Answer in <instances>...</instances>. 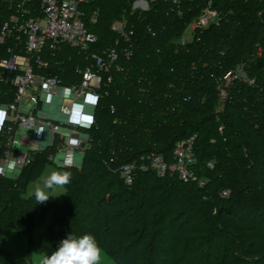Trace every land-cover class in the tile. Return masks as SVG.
<instances>
[{"label":"trees","instance_id":"16d2710c","mask_svg":"<svg viewBox=\"0 0 264 264\" xmlns=\"http://www.w3.org/2000/svg\"><path fill=\"white\" fill-rule=\"evenodd\" d=\"M32 1L24 5L31 12L27 19L41 15V1L37 9ZM180 1V9L171 0H158L151 4L149 11L140 13L132 10L135 0H123L120 21H126L137 36L134 37L131 61L122 60V65L130 71L125 70L115 78L114 93L104 97L96 108L94 125L88 132L95 145L85 155L80 168L66 170L71 172V182L65 186L63 203L53 197L45 203H36L34 196L26 198L23 193L31 178H23L24 174L17 180L0 179V235L11 231L31 235L36 228V207L41 205L45 213L54 214L50 228L37 246L43 256L51 255L69 234L74 237L91 234L115 264H127L118 255L129 242L123 237L108 240L105 229H101L107 227L112 214L119 218L126 211L139 208L135 201L128 207L112 211L119 199L137 200L142 188L139 189L137 179L132 187H127L118 175L117 181L123 183L114 192L105 188L97 190L95 184L111 174L108 168L114 170L122 164L139 161L143 155L160 154L168 163H173L171 151L178 143L196 136L197 162L193 172L197 181H206L204 187L199 183L185 184L176 175L162 179L149 174L155 189H163L165 183L171 188L181 186L189 197V206L183 207L184 211H178L176 217L165 223L159 219L152 234L145 236L150 239L147 249L155 250L158 234L165 230L171 234L161 249L162 254H155L148 264L264 263V257L258 261L246 260L264 249V54L259 53L264 48V0ZM21 3L23 0H0V30L12 17L22 16L17 8ZM115 3L113 0H85L81 4L86 27L96 33L98 43L88 52H80L68 45H62L60 50L52 53L46 52L44 58L57 66L51 67L50 74L63 75L65 85L76 84L80 80L77 69H85L89 65L87 59L114 47L118 40L114 38L118 35L112 26L120 10ZM206 9L217 10L219 25L194 32L192 40L180 46L178 40L183 29ZM104 16L108 18L106 22L101 21ZM93 17L97 19L95 23L91 21ZM98 30L101 33L96 32ZM170 32L175 37H169ZM9 44L13 43L0 44V60L8 55V48L12 46ZM124 47L122 43L120 49ZM193 54H197L196 57ZM203 63H208V67ZM236 65H244L248 79L255 84L236 80L229 89L230 98L225 108L236 106L235 118L250 126L252 133L235 125L231 120L235 115L231 112H227V118L223 117L218 124L224 115L215 112L217 89L213 84L215 80L223 84L224 75ZM234 92L240 95L238 99L242 104L233 102ZM185 97L190 98L186 101L189 105L183 103ZM12 99L13 90L7 87L0 95V104H7ZM5 145L6 137H1L0 155L6 150ZM207 160H216L213 170L205 167ZM46 161L39 158L36 162ZM224 192L228 195L222 198ZM224 204H229L226 209L229 214L246 219L240 220L239 225H232L221 218ZM18 205L23 207L20 209ZM160 205L154 204L152 211ZM90 206L92 208L87 209ZM211 206L217 207L218 211L209 210ZM203 208H208V213L198 214L199 210L204 211ZM172 213L170 210V215ZM177 217L178 220L186 218L183 223H191L190 231L183 237L172 234ZM151 220L141 219L144 233L149 232L147 227ZM247 224L263 228V232H251L252 227ZM95 227L99 230H93ZM232 245L237 247L235 255H232ZM0 264L32 263L12 255L0 245Z\"/></svg>","mask_w":264,"mask_h":264},{"label":"built area","instance_id":"2783aa9c","mask_svg":"<svg viewBox=\"0 0 264 264\" xmlns=\"http://www.w3.org/2000/svg\"><path fill=\"white\" fill-rule=\"evenodd\" d=\"M84 1L41 0V15L27 19L31 12L24 5L33 1L23 0L17 6L22 16L12 17L0 30V44L13 41L8 55L0 60V95L7 87L13 90L12 101L0 104L3 115L0 138L6 137V150L0 155V166L16 159L17 172L21 173L36 159L44 158L62 169L74 168L76 164L71 161L72 157H83L93 148V139L88 132L94 125V112L100 101L109 96L107 88L113 84L115 87V78L125 71L121 61H131L135 30L126 21L114 23L112 30L125 47L120 49L121 43L117 41L113 48L93 55L92 59H87L89 65L85 69H77L80 75L78 83L63 84L58 76L50 74V61L44 58V54L58 51L62 45L88 52L92 45L98 43V37L87 29L84 22L81 10ZM156 1L135 0L132 10L147 12ZM171 1L180 9V0ZM182 14L181 21L184 20ZM96 20V17L91 19L94 23ZM219 22V14L206 9L190 29L193 33L205 31L213 24L219 25ZM239 71L225 77L229 84L226 86L223 82L222 85L227 94L236 80L252 85L253 81L246 74L239 75ZM93 99L96 105L88 113L91 115L88 119L83 112ZM78 104L84 107L79 114L84 117L79 120L76 118ZM25 105L32 106L33 110L24 112ZM174 152L173 163H168L163 155L150 154L114 170L127 187H132L138 174L144 171H151L160 178L172 171L180 181L187 183L196 177L193 172L196 157L191 140L178 143ZM13 176L14 173L0 175V179H14ZM200 182L199 185L204 187L206 181Z\"/></svg>","mask_w":264,"mask_h":264},{"label":"rangeland","instance_id":"374dc122","mask_svg":"<svg viewBox=\"0 0 264 264\" xmlns=\"http://www.w3.org/2000/svg\"><path fill=\"white\" fill-rule=\"evenodd\" d=\"M8 1H11V0H8ZM40 1L41 0H34L33 7L35 9H37V7L40 5L39 4ZM115 2H117V7H119L120 10H119V12L117 14L118 17L116 16L117 18L113 20V22L116 20L114 23L121 22L120 21L121 20L120 12L122 10L123 0H113V4H116ZM120 2H121V4H120ZM111 5H112V3H111ZM214 12L217 13V10L214 11ZM102 17H101V21L106 22V20L108 18L105 17V16H104V18H102ZM158 17H161V16H158ZM117 19H119V20H117ZM170 20H173V18H171ZM190 28H191V25H188L185 30L183 29L182 36H181L180 40H178V44L180 46L185 45L184 42H187L188 39H192L193 38L194 33L191 31ZM96 32L101 33V30L100 31L98 30ZM94 35H96V33ZM135 36H137L136 35V31H135ZM168 36L169 37H172V36L175 37L174 35H172V32H170ZM114 39L117 40L118 36L116 38H114ZM119 41H120L121 44L123 43V41H121V40H119ZM12 42L13 41H11V40L9 41V43H12ZM10 45H12V44H9V46ZM159 52H161V50L157 51L158 54H159ZM259 53H260V55L263 56L264 48H262V50H260ZM196 55L197 54H193V57H196ZM192 61H193V58H192L191 62ZM218 63H220V62H218ZM121 64H122V61H121L120 65ZM203 64L206 65V67H208V63H203ZM50 65H51V67H53L54 65L56 66V64H54L51 61H50ZM236 66H237L236 68H234V69L232 68L233 70L228 71L224 75V81L223 82H224V84L226 86L229 84V82H227L226 79L229 78L231 73H233V72L236 73V70H238V71L240 70L239 72H241V73H238L239 75L240 74H243V75L246 74L244 65H239V66L236 65ZM224 67H225V65H224ZM233 67H235V66H233ZM58 68H60V66H58ZM124 68H125V70L130 71L129 69H126V67H123V69ZM220 70H222V69H220ZM219 72H222V71H219ZM62 76L61 75L58 76L60 78L61 82H63V79H62L63 77ZM118 76L119 75H117V77ZM216 77H218V76H216ZM225 77H227V78H225ZM230 79L232 80V78H230ZM221 83L219 84V82L215 80V83L213 84V85H215V87L217 89V93H216L217 100L215 101V112L219 113V114L222 113V115H224L221 118H219L218 124L223 120L222 119L223 117L224 118L226 117V113L227 112H231L232 114L235 115L233 118H231V120H234L235 125L236 124L240 125L243 128H245V129H247V130H249L251 132L252 128H250V126L246 125L244 122H242V120H238V119L235 118L236 117V106L234 107V109H231V108H233L232 106L228 107L227 109L225 108V104L228 101V99L230 98V96H229L230 94L226 93L225 86L222 85ZM251 84L254 85L255 82L253 81V83H251ZM233 85H234V83H233ZM114 89H115V87H114V84H113L112 86L107 88L106 94L111 95L112 93H114ZM233 95L236 96V98H232V99H234L233 102H235L237 104L238 103L242 104V101L240 102V99H238V98H240V95H236V92H234ZM254 96L256 97V95H254ZM170 98L172 99V97H170ZM241 98H242V96H241ZM187 99H190V98H186L185 97V99L183 100V103H187L189 101ZM172 100H170V102ZM93 101H94V99L90 102V104H88V106L86 105L85 112H83L84 113L83 115H86V117L88 119H90L89 118L90 114H88V113L91 112V109L94 110V107H95L94 105H96V101H94V102ZM185 105H189V104L187 103ZM81 109H84V107H82V105L78 104L76 106V113L78 114V115H76L77 120H79L82 117H84L82 115H79V114H81ZM31 110H33L32 106L29 107V106L25 105L24 108H23V111L27 112V113L30 112ZM177 114H178V112H177ZM94 116H95V112H94ZM204 126H207V127L209 126V128L211 127L210 124H205ZM220 129H223V127L221 126ZM85 133H86V131H85ZM209 136H211L210 133H209ZM195 137L196 136H194V137L189 139V140H191L193 147H195L194 146ZM92 139H93L92 140L93 142H91V143H93V145H95L96 142L94 141V138H92ZM174 151H171V155H173V156L175 155ZM84 157L85 156H83V157L82 156L72 157L71 161L76 164V167H74V168H80V166H82ZM37 160L38 159H36V161ZM46 162H43V163L34 162L32 165L27 167L25 169V171H23L21 173L20 172H15L14 173L13 177L16 180L18 178H20L21 174L22 175L24 174L22 177L25 178V179H26V176L29 177V179L31 178L30 179V184L28 185L26 191L23 193V194H25L26 198H29V197L33 196L32 192H33L34 186L37 183H40L52 171H54V170L66 171V170H72L73 169V168H66V169L64 168V169H62V168H59L55 163H51L49 161H46ZM135 162H138V161H135ZM195 162H197V161L195 160ZM215 166H216V160H207L206 161V164H205L206 168H208L210 170H213L215 168ZM108 169H109V172L111 174H109V175L105 176L104 178H102L101 180H99L94 186L95 189L98 190V189L105 188L108 191H113L114 192L117 189L121 188V184L120 183L122 181L121 180H120L121 182L117 181L116 175L119 176V174L116 173L117 171L113 170L112 168H108ZM140 173L144 174V176L142 175V177H141ZM140 173L138 174L137 181H136L139 184L138 185L139 189L142 188V190H140L139 193H138L139 194V198L137 200H130L129 198L119 199V200H117V204L115 205V207L112 208V211L114 212L115 210H120L123 207H128L129 205H131L135 201L136 202L138 201L139 208H136V209H133V210H128V211L125 212L124 215L119 216V218H114L116 215L112 214L110 216L109 223L107 224V227L101 229V231H103L105 229V231H104L105 237L107 236L106 239H108V240L116 239L118 237H123V238L126 239V241L129 242V244H127L125 246L126 248L124 249V251H122V252L119 251V255H118L123 261L127 262V264H148V261L149 260L151 261L155 254H159V253L162 254L161 253V249L164 246H166V244L168 243V241L166 239H168L167 237H169L171 235L169 233L170 231L165 230L163 232V234H161V235L158 234L159 240L157 238L155 250H153V248L147 249L146 244L150 243V239H148V238L145 239V236H147L149 233L152 234L151 232H152V230H154V227L156 226L154 224H157L159 219L164 220L163 222L165 223V222L169 221L171 219V217L172 218L176 217L177 216L176 213L178 211H184L185 209H182L183 207L185 208V207L189 206V204H187V202L189 200V197L186 196V194L184 193V190H183V188H181V186H177V187L171 188V187H169L170 185L168 183H165V186H164L163 189H161V190L155 189V188H153L154 183L151 180V177H149V174L150 175H155V173H152L151 171H149V172H145L144 171V172H140ZM173 175H174L173 172L169 171L168 174L165 177H163L162 179H167L168 177H172ZM119 178H120V176H119ZM195 178H197V177H194L189 182H187V183L184 182V183L185 184H191V183H197L198 184V183H201L200 182L201 180H203V179H200L199 181H197ZM80 185H81V183H80ZM130 189H132V188H130ZM52 194L53 195H58V196H55L53 198H55L59 203H63L64 200H65V196H66V187L64 186L62 188H58ZM227 195H228V192H224L222 194V198L226 197ZM154 204L155 205H157V204L160 205L161 204L159 206L160 210L159 209H155V210L152 211V206ZM227 206H229V204L222 205L224 214H221V216H220L221 218H223V219H225L227 221H230V223H232V225H239L241 223L240 220H243V218L246 219V217H242V216L236 217L233 214H229V212L226 211ZM17 207L21 209L23 206H19L18 205ZM90 208H92V206L88 207L87 209H90ZM107 209L109 210V208L106 207V210ZM170 210L173 211V213L171 215H170ZM203 210L204 211H202V209L199 210L198 214L205 215V214L208 213V208H203ZM209 210L217 212L218 208L217 207L215 208V207L211 206V208L209 207ZM36 211L38 213V216L36 218V228L34 229V231H33V233L31 235L22 234V233H19L17 231H11L7 235H0V245L7 252L11 253L12 255H14V256H16V257H18L20 259L27 260V261L31 262L32 264H40L41 259L44 257L43 254H41L38 251L37 246H38L42 236L50 228L51 222H52V220L54 218V214L52 212L45 213L42 210L41 205H38L36 207ZM152 213L153 214L157 213L158 216L157 215L153 216ZM186 216H187V214H186ZM143 217L144 218L146 217L147 219L149 218V220L152 219L151 220V225L149 224V226L147 227V229H149L148 230L149 232H147V233H144L145 230H144V228L141 227L140 221H141V219ZM95 219L96 218H93V221ZM251 219L252 218H249L250 221H251ZM98 220L99 219H96L95 222H99ZM186 220H187L186 218L180 219V220H178V217L176 218V221L173 224V230H172V234L173 235H180L181 237H183L184 233L190 231L191 223L190 224L183 223ZM101 221H104V219H102ZM213 221H214V219H213ZM168 225H166V226H168ZM247 225L249 226L250 224H247ZM250 227H252V225H250ZM95 228H93V230H97V231L99 230V228H97V227H95ZM258 230H260V232L261 231L263 232V228L260 229L257 226H253L251 228V232H254V231L258 232ZM233 231H235L234 233L236 234L235 228H233ZM130 233H131L132 236L130 235ZM229 236L231 237L230 234H229ZM155 241H154V243H155ZM213 247L215 248V246H213ZM236 249H237V247L234 248L233 245H232V255H235L237 253ZM159 256L164 257L163 255H159ZM191 256H192V254L190 255V257ZM263 257H264V249L261 250L259 252V254H256L255 256L246 257V260H249V261H252V260L255 261L256 260V261H258V260L262 259ZM100 264H115V262L106 254L105 251H103L102 252V256H101Z\"/></svg>","mask_w":264,"mask_h":264},{"label":"clouds","instance_id":"9594fccd","mask_svg":"<svg viewBox=\"0 0 264 264\" xmlns=\"http://www.w3.org/2000/svg\"><path fill=\"white\" fill-rule=\"evenodd\" d=\"M17 172V160H9L0 166V175H9ZM71 182V172L54 170L49 173L40 183H37L32 195L36 203H45L53 195L56 189L62 188ZM102 248L96 238L91 234H84L80 237L68 235L60 241L58 248L45 255L40 264H100Z\"/></svg>","mask_w":264,"mask_h":264},{"label":"crops","instance_id":"0c3cea01","mask_svg":"<svg viewBox=\"0 0 264 264\" xmlns=\"http://www.w3.org/2000/svg\"><path fill=\"white\" fill-rule=\"evenodd\" d=\"M112 1V0H111ZM1 108V107H0ZM2 117H3V115H2V113H0V122L2 121ZM59 168H61L60 166H58Z\"/></svg>","mask_w":264,"mask_h":264}]
</instances>
